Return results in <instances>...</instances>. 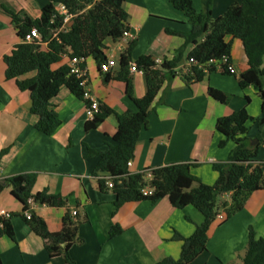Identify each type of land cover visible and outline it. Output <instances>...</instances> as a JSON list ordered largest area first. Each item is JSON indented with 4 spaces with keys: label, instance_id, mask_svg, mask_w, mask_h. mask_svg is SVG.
Here are the masks:
<instances>
[{
    "label": "crops",
    "instance_id": "obj_1",
    "mask_svg": "<svg viewBox=\"0 0 264 264\" xmlns=\"http://www.w3.org/2000/svg\"><path fill=\"white\" fill-rule=\"evenodd\" d=\"M191 1L195 11L200 12L201 0ZM50 2L0 0V177L35 174L33 194L47 191L63 198L64 207L34 205L32 212L50 233L63 230L66 214L80 220L77 235L81 243L68 250L74 264H157L165 258L177 260L182 242L174 240V235L188 238L193 234L202 222L196 209L191 206L176 209L167 198L154 204L137 201L115 207L117 197L111 189L99 190L94 171L98 154L113 145L115 117L109 116L95 129L87 130L85 103L62 87L50 102L60 126L52 135H44L34 128L38 117L30 113V92L19 90L16 80L5 77L3 58L21 42L18 29L5 11L35 21ZM235 2L238 0H212L213 18L221 16ZM122 8L127 14L131 39L126 42L106 39L103 50L105 58L116 60V67L104 74L95 60L85 61L90 92L100 104L117 114L136 111L126 94L125 83L115 79L120 71L121 56L132 41L136 44L130 54V64L140 56H149L159 63L170 61L182 51L177 74L168 84H163L154 100L147 129L141 132L135 145L129 172L171 163H197L198 166L191 169L192 174L204 184L213 185L218 173L212 165L225 162L234 149V143L216 131L215 123L242 109L253 119L247 123L250 146H257V160H264V127H258L255 122L261 117L259 94L252 86L241 89L238 85L239 77L248 68L241 42L226 39L231 42L230 59L235 75H224L216 70L206 74L200 82L186 84L182 75L192 47L185 45L183 38L165 32L167 29L189 32L191 25L183 14L174 10L169 0H123ZM67 22L63 31L70 29L72 21ZM41 48L45 50L46 44ZM68 54L69 50L52 68L67 65ZM34 75L31 72L19 80ZM106 75L111 76L109 81H105ZM129 78L133 96L143 97L146 91L143 74H129ZM209 88L230 95V100L226 104L217 102L209 96ZM221 141H225L223 147H219ZM11 190L7 186L0 193V209L13 214L8 221L13 239L7 235L0 238L1 264H66L61 257H49L44 242L22 219V205ZM224 199L229 201V197ZM72 211L77 215L72 216ZM222 216L209 227L206 251L189 264H243L249 229L255 238L264 239V190L251 194L241 212L228 219ZM112 227L121 231L110 238Z\"/></svg>",
    "mask_w": 264,
    "mask_h": 264
},
{
    "label": "trees",
    "instance_id": "obj_2",
    "mask_svg": "<svg viewBox=\"0 0 264 264\" xmlns=\"http://www.w3.org/2000/svg\"><path fill=\"white\" fill-rule=\"evenodd\" d=\"M42 8L41 16L35 21L19 18L6 12L18 29L21 42L16 45L9 55L4 56L7 80H16L19 90L30 92V113L38 117L35 130L44 135H52L60 126L57 113L52 109L51 100L57 96L60 88L66 87L77 99H83V90L78 80L70 73V67H52L61 62V57L69 50L68 58H92L100 68L105 61L104 41L116 40L122 32L129 30L126 20L127 14L122 8L123 0H50ZM53 3L64 4L72 15V24L68 31L58 32L62 26V17ZM170 6L187 19L191 29L187 33L165 32L184 39L185 45L192 49L187 59H193L188 71L183 72L182 79L186 84L200 82L206 74L216 71V65L210 61H218L228 57L231 52L230 40L241 42L247 59V70L239 77L238 85L241 89L252 86L257 90L261 100V117L255 122L258 127H264V0H238L230 5L219 17L213 18L212 0H201L202 10L196 12L191 0H169ZM36 29L41 37L40 41L23 42L24 36L30 30ZM46 44V49L41 48ZM136 42L128 44V48L121 56L120 71L115 79L125 83L126 94L135 105V112L117 114L105 105L99 103L97 113L86 124L87 130H93L109 116L116 120V133L112 137L113 145L98 154L94 176L98 180L99 190L106 192L109 188L107 181H111V191L116 195L115 207L126 202L149 201L157 203L167 198L171 206L182 210L191 206L202 216V222L195 227L193 234L183 238L178 234L174 240L182 242V248L177 260L165 258L157 264H189L206 251L209 227L219 214L230 218L241 212L251 194L264 190V160H257L258 147L250 146L247 138V123L253 121L246 109L234 112L230 116L217 119L215 129L227 140L234 143L225 162L214 163L212 168L218 173L213 185L204 184L192 174L191 169L197 163H171L156 168L145 169L131 173L128 164L133 159L134 149L142 131L147 129L148 116L153 110V103L163 84L173 80L176 67L182 58V51L170 61L163 60L156 64L149 56H140L134 62L143 71L146 91L143 97L135 98L129 78L130 54ZM209 64V65H208ZM34 72V77L19 80L21 76ZM230 75L227 72H221ZM111 79L105 76V81ZM211 98L221 104H226L231 96L209 88ZM258 139V138H257ZM225 141L219 143L223 147ZM4 153V152H3ZM150 179H146V174ZM2 178L0 177V180ZM35 174L16 175L4 179L0 183V193L7 186L11 187L12 196L22 205L21 217L31 231L44 242L49 257H61L66 264H74L69 256V248L81 243L77 235L80 220H73L68 214L63 218V230L50 233L45 223L32 212L34 205L61 208L65 206L59 195L42 191L32 193L35 184ZM194 186V187H193ZM151 191L150 195H143L142 189ZM229 197V201L225 200ZM32 201V205L28 202ZM30 212V219L23 214ZM121 231L112 227L109 237L113 238ZM7 235L13 239V230L8 222L0 225V238ZM1 264V262H0ZM243 264H264V239L255 238L252 229L248 232V244Z\"/></svg>",
    "mask_w": 264,
    "mask_h": 264
},
{
    "label": "built area",
    "instance_id": "obj_3",
    "mask_svg": "<svg viewBox=\"0 0 264 264\" xmlns=\"http://www.w3.org/2000/svg\"><path fill=\"white\" fill-rule=\"evenodd\" d=\"M95 1H99V0H95ZM53 7H54L55 11L59 15H61V17H62V22L64 25L62 24V26L58 30V32H61L65 28V23H69L67 21H72L73 17L68 12V10L64 4L56 3L55 5H53ZM40 39H41V37H40L38 31L36 29H32V30H30L29 33H27L24 36L22 41L25 43H31L35 40L40 41ZM130 39H131L130 31L125 30L122 32V36L118 40L122 41V42H126L127 40H130ZM155 63L161 64V62L160 63L155 62ZM209 64L216 65V70H218L219 72H227L230 75H235V73H236L235 68L232 65L231 61L229 62L228 57H223L218 61H210ZM116 65H117V62L114 58H112V57L106 58L105 61L100 64L99 70L102 73L107 74V73H110L116 67ZM192 65H196L195 60H193V59L187 60L185 66H184V72L188 71ZM68 66L70 67V73L76 77V79L79 82L80 87L83 90V99L86 101V104H87V105H85L86 116H87L88 120H92L94 115L98 111L99 101L95 97H93L91 92H90L89 78H88V74H87V69L85 67V60L83 58L73 57V58L69 59ZM128 72H129V74H134V73L143 74V71L138 69L136 67L135 63H131L129 65ZM129 165H130V163L128 164V166ZM263 176H264V173H263ZM150 178H151L150 174L147 173L146 179H150ZM106 186L109 189H112L113 184L111 183V181H107ZM142 193H143V195H150L151 191L147 188H144V189H142ZM28 203L30 205H32V201H29ZM71 215L76 216L77 212L72 211ZM23 216L26 219H30V217H31L30 212H25L23 214ZM12 217H13V214L11 212L4 210V209H0V225L4 222H8ZM222 218H223L222 214H219L217 216V219L221 220Z\"/></svg>",
    "mask_w": 264,
    "mask_h": 264
},
{
    "label": "water",
    "instance_id": "obj_4",
    "mask_svg": "<svg viewBox=\"0 0 264 264\" xmlns=\"http://www.w3.org/2000/svg\"><path fill=\"white\" fill-rule=\"evenodd\" d=\"M0 183H1V184L4 183V179H1V180H0Z\"/></svg>",
    "mask_w": 264,
    "mask_h": 264
}]
</instances>
